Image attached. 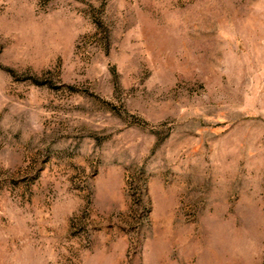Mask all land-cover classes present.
<instances>
[{
    "label": "rangeland",
    "instance_id": "rangeland-1",
    "mask_svg": "<svg viewBox=\"0 0 264 264\" xmlns=\"http://www.w3.org/2000/svg\"><path fill=\"white\" fill-rule=\"evenodd\" d=\"M0 264H264V0H0Z\"/></svg>",
    "mask_w": 264,
    "mask_h": 264
}]
</instances>
